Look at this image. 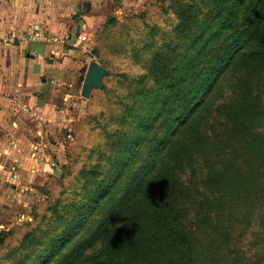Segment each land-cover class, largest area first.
<instances>
[{
	"label": "trees",
	"instance_id": "obj_1",
	"mask_svg": "<svg viewBox=\"0 0 264 264\" xmlns=\"http://www.w3.org/2000/svg\"><path fill=\"white\" fill-rule=\"evenodd\" d=\"M226 1L183 45L179 58L192 48L193 67H171L170 94L159 106L154 92L146 104L153 116L140 112L135 122L142 174L156 153L149 138L183 106L150 174L135 170L118 199L97 206L79 243L68 244L74 229H66L36 264H264V0ZM175 75L183 99L206 85L201 99L173 105Z\"/></svg>",
	"mask_w": 264,
	"mask_h": 264
},
{
	"label": "rangeland",
	"instance_id": "obj_2",
	"mask_svg": "<svg viewBox=\"0 0 264 264\" xmlns=\"http://www.w3.org/2000/svg\"><path fill=\"white\" fill-rule=\"evenodd\" d=\"M110 1L102 18L89 22L85 44L89 56L107 72L103 87L93 90L83 103V120L73 127V141L67 156L55 164V172L28 197L20 198L15 209L7 211L0 204V264H36L52 251L66 229H74L68 244L79 243L91 219L95 222L96 209L110 194L113 199L122 195L135 170L146 163L144 153L137 156L141 145L133 146L130 140L139 113L151 118L146 104L154 92L160 94L159 106L170 94L165 78L171 67L180 69L183 62H189L192 68L196 63L192 48L186 60L179 57L187 38L194 36V28L212 21L217 4V0ZM239 4L226 1L228 8ZM212 34V30L207 32L205 38L211 39ZM214 47L213 42L210 48ZM154 71L159 72L158 79ZM174 77L173 105L184 96L176 85L179 75ZM195 87V93L183 102L201 99L206 85ZM148 89L153 92L147 93ZM182 107L161 125L159 135L149 138L156 153L149 158V168L137 175L145 178L152 171L163 139L171 129H179L169 124ZM138 182L139 178L134 187Z\"/></svg>",
	"mask_w": 264,
	"mask_h": 264
},
{
	"label": "crops",
	"instance_id": "obj_3",
	"mask_svg": "<svg viewBox=\"0 0 264 264\" xmlns=\"http://www.w3.org/2000/svg\"><path fill=\"white\" fill-rule=\"evenodd\" d=\"M109 4L0 0V204L7 211L67 156L73 127L83 120L81 89L94 61L86 42L76 39L86 35L88 42L89 22L100 20Z\"/></svg>",
	"mask_w": 264,
	"mask_h": 264
},
{
	"label": "water",
	"instance_id": "obj_4",
	"mask_svg": "<svg viewBox=\"0 0 264 264\" xmlns=\"http://www.w3.org/2000/svg\"><path fill=\"white\" fill-rule=\"evenodd\" d=\"M104 77L105 69L95 61H91L83 81L81 97L85 100L89 99L93 90L102 87Z\"/></svg>",
	"mask_w": 264,
	"mask_h": 264
},
{
	"label": "built area",
	"instance_id": "obj_5",
	"mask_svg": "<svg viewBox=\"0 0 264 264\" xmlns=\"http://www.w3.org/2000/svg\"><path fill=\"white\" fill-rule=\"evenodd\" d=\"M35 37L37 38L38 35L36 34ZM76 40H77V43H84V42H87V37L86 35H79ZM67 139L71 140V135L68 134Z\"/></svg>",
	"mask_w": 264,
	"mask_h": 264
}]
</instances>
